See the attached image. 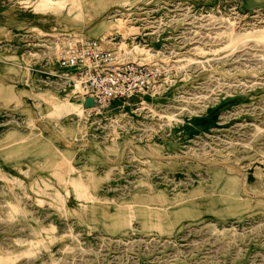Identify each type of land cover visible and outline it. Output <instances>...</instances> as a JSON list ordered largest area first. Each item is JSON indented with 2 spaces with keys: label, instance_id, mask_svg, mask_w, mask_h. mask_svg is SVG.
Listing matches in <instances>:
<instances>
[{
  "label": "rangeland",
  "instance_id": "obj_1",
  "mask_svg": "<svg viewBox=\"0 0 264 264\" xmlns=\"http://www.w3.org/2000/svg\"><path fill=\"white\" fill-rule=\"evenodd\" d=\"M2 1L0 264H264V0ZM61 34L172 72L90 112Z\"/></svg>",
  "mask_w": 264,
  "mask_h": 264
},
{
  "label": "built area",
  "instance_id": "obj_2",
  "mask_svg": "<svg viewBox=\"0 0 264 264\" xmlns=\"http://www.w3.org/2000/svg\"><path fill=\"white\" fill-rule=\"evenodd\" d=\"M61 35L56 52L58 65L65 70L72 85L80 83L83 104L87 99L93 100L92 111L126 104L161 85L172 72L164 64L129 61L120 50L105 49L96 41L83 43L78 37ZM139 38L141 44L150 46L155 43L156 35L149 31L136 36L135 40ZM70 75H74V79Z\"/></svg>",
  "mask_w": 264,
  "mask_h": 264
},
{
  "label": "bare ground",
  "instance_id": "obj_3",
  "mask_svg": "<svg viewBox=\"0 0 264 264\" xmlns=\"http://www.w3.org/2000/svg\"><path fill=\"white\" fill-rule=\"evenodd\" d=\"M89 41H95V40H88V41H84V40H82V42L83 43H85V42H89ZM97 42V41H96ZM99 43V42H98ZM100 44V43H99ZM101 45V44H100ZM102 46V45H101ZM118 46V50H120L122 53H123V55H127V56H124L127 60H131V61H134V62H139L138 60H140V57H141V54H142V52H140L139 53V55L137 56V54L136 53H134V50H136V48H142V46H140V47H137V46H135L134 48H132V49H130L129 48V46H128V44L126 43V41H123V42H121L119 45H117ZM103 47V46H102ZM144 48V47H143ZM149 52V51H148ZM139 57V58H138ZM137 58H138V60H137ZM155 58V56H153V59ZM142 63H150V62H142ZM152 64H155L154 62L152 63ZM155 65H157V64H155ZM72 79H74V76H72L71 77ZM69 83H70V81H69ZM70 86H71V88H72V93L73 94H78V95H80V97H81V94H82V90H81V86H80V83L79 82H76V85L74 86V85H72L71 83H70ZM160 86V85H159ZM159 86H156V87H154V88H152L150 91H148V92H145V93H143V94H140V95H138V96H142V95H144V94H147V93H149V92H151V91H154V90H157L158 88H159ZM138 96H136V97H138ZM136 97H134V98H136ZM133 99V98H132ZM88 110H90V112H92V110L90 109V108H87Z\"/></svg>",
  "mask_w": 264,
  "mask_h": 264
},
{
  "label": "crops",
  "instance_id": "obj_4",
  "mask_svg": "<svg viewBox=\"0 0 264 264\" xmlns=\"http://www.w3.org/2000/svg\"><path fill=\"white\" fill-rule=\"evenodd\" d=\"M1 1V3H2V5L4 6V5H8V3L7 2H3L2 0H0ZM3 25L0 23V29H2L3 30V27H2ZM38 28H39V30H42L43 32H46V31H44L45 29H44V27H45V24H40V25H38L37 26ZM55 31V30H54ZM49 32H51V31H49ZM27 35V34H26ZM26 37H28V36H26ZM30 39L32 40L33 39V37L32 36H30ZM28 40H29V38H28ZM27 40V41H28ZM155 44V43H154ZM154 44H152V45H154ZM48 55H50V52H48ZM49 57V56H48ZM57 61V60H56ZM50 62H52V59H50V60H48L47 59V61H44V62H42L41 64H40V66H39V71L40 72H43V71H45V73H47V74H50L51 76H56V77H58V78H65V80H68V81H66L65 83L66 84H68L69 83V77L66 75V73H65V70H63V69H61L60 67H59V65H58V62H57V64H53V65H51V63ZM54 63H55V61H54ZM33 69V68H32ZM8 70V69H7ZM31 70V69H30ZM34 70V69H33ZM36 71V70H35ZM60 73H62V74H60ZM72 76H74V75H70V77H72ZM83 103V102H82Z\"/></svg>",
  "mask_w": 264,
  "mask_h": 264
},
{
  "label": "water",
  "instance_id": "obj_5",
  "mask_svg": "<svg viewBox=\"0 0 264 264\" xmlns=\"http://www.w3.org/2000/svg\"><path fill=\"white\" fill-rule=\"evenodd\" d=\"M85 107L86 108H91L94 107V102L92 99H87V101L85 102Z\"/></svg>",
  "mask_w": 264,
  "mask_h": 264
}]
</instances>
